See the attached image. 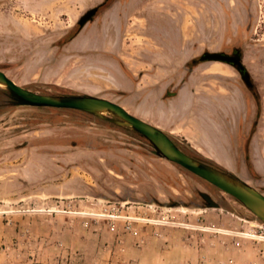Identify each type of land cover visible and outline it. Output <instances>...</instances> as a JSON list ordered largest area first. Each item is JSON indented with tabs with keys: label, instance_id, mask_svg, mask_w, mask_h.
<instances>
[{
	"label": "rangeland",
	"instance_id": "1",
	"mask_svg": "<svg viewBox=\"0 0 264 264\" xmlns=\"http://www.w3.org/2000/svg\"><path fill=\"white\" fill-rule=\"evenodd\" d=\"M233 51L262 132L258 170L239 161L231 173L264 194V0H0V69L15 83L103 97L160 129L186 96V63ZM195 82L196 96L231 87L258 114L232 65L201 61ZM201 192L220 207H205ZM263 251L260 219L140 134L78 110L16 106L0 88V264H264Z\"/></svg>",
	"mask_w": 264,
	"mask_h": 264
},
{
	"label": "water",
	"instance_id": "2",
	"mask_svg": "<svg viewBox=\"0 0 264 264\" xmlns=\"http://www.w3.org/2000/svg\"><path fill=\"white\" fill-rule=\"evenodd\" d=\"M98 8L93 7L79 19L80 28L93 19ZM200 58L201 61H219L232 65L242 77L243 66L239 64L241 61L238 56L224 52H204ZM0 85L2 86L0 88L8 92L16 106L78 110L135 131L149 141L156 155L183 167L233 197L264 223L263 193L231 172L187 154L163 130L132 115L121 105L90 94L55 95L33 92L15 83L1 69ZM202 196L207 200L208 207H216L207 194L203 193Z\"/></svg>",
	"mask_w": 264,
	"mask_h": 264
},
{
	"label": "crops",
	"instance_id": "3",
	"mask_svg": "<svg viewBox=\"0 0 264 264\" xmlns=\"http://www.w3.org/2000/svg\"><path fill=\"white\" fill-rule=\"evenodd\" d=\"M198 66L190 70L179 87L178 95L186 96L170 110L175 117L174 124H167L164 128L167 133L180 136L203 159L229 172L237 169L239 161H244L246 167L249 161L252 168L258 170L254 149L256 137L262 132V115L257 114L255 105L242 103L231 87H228L230 94L196 96L193 89L197 84L195 79ZM126 79L128 84L133 85L130 77L126 76ZM219 80L233 85L236 92L242 93L240 85L233 84L230 77L224 75ZM123 90L129 91L128 88ZM188 94L191 96L187 97ZM217 112L221 113V117L216 116ZM45 192L47 196L49 192ZM55 196L61 195L56 192Z\"/></svg>",
	"mask_w": 264,
	"mask_h": 264
},
{
	"label": "trees",
	"instance_id": "4",
	"mask_svg": "<svg viewBox=\"0 0 264 264\" xmlns=\"http://www.w3.org/2000/svg\"><path fill=\"white\" fill-rule=\"evenodd\" d=\"M105 4H106V1L103 2V3H101L99 6H103V5H105ZM72 38H73V36L71 35V36L65 38L63 42H68V41H69L70 39H72ZM237 56L239 57V60L241 61L240 51H237ZM200 62H201V58H200V57H196V58H193V59H191L190 61H188V62L186 63V66H187V68H188V71L190 72V70L193 69L195 66H197ZM239 64L242 65L241 62H239ZM242 66H243V65H242ZM242 79L244 80V82H245L247 88L252 92V94H253V96H254V98H255V100H256L257 108H258V115H259V113H260V101H259V99H258V95H257V92H256V90H255L254 83H253V81H252V79H251V77H250L248 71L245 69L244 66H243ZM175 94H176L175 92L170 93L169 91H166V92H165V97L174 96ZM8 96H9V94H8ZM9 98H10V97H9ZM10 100H11V98H10ZM177 145H178V144H177ZM179 147H180V146H179ZM181 149H182L184 152H186L187 154H189V155H191V156H193V157H195V158H197V159H199V160H202V161L207 162V163H209V164H211V165H213V166H215V167H218V168H220V169H222V170H225V169H223V168H221V167L215 165V164L212 163L211 161H208V160L203 159V158H202L199 154H197V153H196V154H197L198 156H195V155L191 154L189 151L185 150L184 148L181 147ZM193 152H194V151H193ZM194 153H195V152H194ZM248 162H249V161H248ZM249 166H250V162H249ZM202 194H203V192L200 193V196H201V198H202L203 201H204V206H205V207H208V205H207V200L202 196ZM205 194H206V193H205ZM207 195H208V194H207ZM208 196H209V195H208ZM209 197H210V196H209ZM210 199L216 204V207H220L219 204H218L217 202H215L211 197H210Z\"/></svg>",
	"mask_w": 264,
	"mask_h": 264
},
{
	"label": "flooded vegetation",
	"instance_id": "5",
	"mask_svg": "<svg viewBox=\"0 0 264 264\" xmlns=\"http://www.w3.org/2000/svg\"><path fill=\"white\" fill-rule=\"evenodd\" d=\"M231 55H235L236 57H237V52L236 51H233L232 53H231ZM241 75V74H240ZM120 162H122L123 164H124V161L121 159L120 160ZM125 165V164H124Z\"/></svg>",
	"mask_w": 264,
	"mask_h": 264
},
{
	"label": "built area",
	"instance_id": "6",
	"mask_svg": "<svg viewBox=\"0 0 264 264\" xmlns=\"http://www.w3.org/2000/svg\"><path fill=\"white\" fill-rule=\"evenodd\" d=\"M127 228H130L129 224L126 226ZM263 257H264V251H263Z\"/></svg>",
	"mask_w": 264,
	"mask_h": 264
},
{
	"label": "bare ground",
	"instance_id": "7",
	"mask_svg": "<svg viewBox=\"0 0 264 264\" xmlns=\"http://www.w3.org/2000/svg\"><path fill=\"white\" fill-rule=\"evenodd\" d=\"M0 87H2V86L0 85Z\"/></svg>",
	"mask_w": 264,
	"mask_h": 264
}]
</instances>
